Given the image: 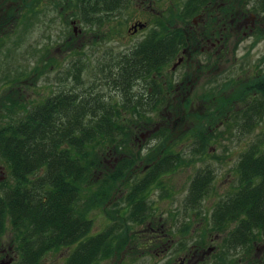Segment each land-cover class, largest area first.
Segmentation results:
<instances>
[{"label": "rangeland", "instance_id": "rangeland-1", "mask_svg": "<svg viewBox=\"0 0 264 264\" xmlns=\"http://www.w3.org/2000/svg\"><path fill=\"white\" fill-rule=\"evenodd\" d=\"M28 1H32L31 5L35 2ZM73 1L77 2L76 6L72 5L68 10L62 9L61 12L60 7H57L58 0H40L39 7L34 11L29 7L25 8L27 3L25 0H0V106H3L4 102L8 103L6 100L8 97L14 96L20 101L21 93L22 98L27 100L26 106L40 104L48 96L58 92L63 85L73 86L76 66L81 68L79 73L82 79L77 89L95 80L102 82L101 74L95 73L99 71L97 66L101 63L100 59H104L108 52L111 58L116 57L123 49H129L156 24V19L152 18L154 13L144 11L140 0H128L122 9H116L109 19L91 25L81 16L79 1ZM160 1L167 4L170 1L177 2ZM244 1L250 11L256 6L259 7L260 0ZM158 6L164 9L166 4L160 3ZM11 14L15 15L14 19H11ZM137 18L148 20L149 25L146 30L141 29L133 35L132 24ZM248 21L236 25L235 31L232 32L230 44L234 50V61L239 67L235 76L237 81L230 83L220 78L219 83H225L224 89L214 90L204 85L195 90V97L204 91L208 93L213 91L216 96L210 102L183 106L160 103L158 110L150 113L152 122L145 127H137L138 129L128 138L119 140L123 146L117 153L112 150L104 151L103 161L107 168L113 170L117 165H119L117 168L123 166L124 176L108 190V194L105 193L107 196L102 202L99 201L100 195H97L98 198L94 197L96 202H92L93 192L98 190V186L95 184L88 188L87 196L84 197V205L86 203L91 205L87 210V218L91 221L88 236L107 231L111 224H124V228L118 232L119 239L117 237L115 239L119 246L116 254L102 258L100 264H164L165 259L168 261L170 258L164 254L161 245H164V242L168 244L173 239L177 241L185 238L179 231L191 223L188 221L190 216L188 218V215H185L188 205L185 200L198 171L206 168L212 170V182L207 196L202 201V208L209 211L226 194H232L238 189L240 184L238 164L241 154L258 140H262L264 149V115L257 124H254L255 126L242 128V119L239 120L236 113H233V110L246 106L249 96L252 95L248 94L250 87L256 80H260L262 75L257 76L254 67L257 60L264 56V34L256 35L249 32V29L244 27V25L250 27ZM260 73L264 74V71ZM239 89L242 90L241 97L233 101ZM104 93L112 95L115 100L121 98L117 90H108L107 87L104 88ZM220 109L230 111L225 122L219 121L216 124ZM141 133L149 136L141 138ZM203 134L211 138L204 148L201 139ZM137 136L139 138H136ZM166 154L175 156L172 161L170 159L162 162V159L157 162L156 165L159 164L160 169L151 168V164ZM3 165L0 160V168ZM151 174H156L157 180L150 183L142 192L133 195L134 186ZM1 176L0 183L13 181L7 166L4 167ZM9 177L10 181H5ZM137 199V206H133L134 200ZM140 213L145 215V219H132L133 215ZM198 215L203 219L200 230L205 235L212 233L215 236L220 232L219 237L226 238V233L229 234L232 228L230 224L225 229L216 228L209 223L207 214ZM153 218L164 228L158 229L159 240L151 244L148 243V238L153 234L148 222ZM176 230L178 233H175ZM166 232L169 233L168 236ZM185 233L191 234L190 228L186 229ZM263 238L256 242H262ZM9 243L15 244L16 247L18 243L10 227L0 236V247ZM76 246L77 243L51 250L38 264H64ZM221 247V251L228 252L227 259L232 258L228 262L233 263V260L242 258L243 252L238 251V247L227 248L225 242H222ZM230 250H233L232 256L229 254ZM206 264H209L208 259ZM237 264L245 263L243 261Z\"/></svg>", "mask_w": 264, "mask_h": 264}, {"label": "trees", "instance_id": "trees-1", "mask_svg": "<svg viewBox=\"0 0 264 264\" xmlns=\"http://www.w3.org/2000/svg\"><path fill=\"white\" fill-rule=\"evenodd\" d=\"M78 1L81 16L90 25L109 19L118 7V0ZM30 2L25 0V8L34 11L39 7L40 0H35L33 5ZM70 2L58 0L57 7L61 12L68 10L72 7ZM262 3L264 0L252 10L264 13ZM189 10L190 15L195 11ZM180 31L177 28L172 32ZM164 32H168L164 25H154L150 30L152 34ZM164 40V37H148L120 59L115 57L114 61L103 64L102 82L77 89L82 79L81 68L76 66L73 86L63 85L40 104L25 107L18 98H6L8 103L4 102L2 107L4 115L0 112V160L9 168L13 181L0 183V236L10 227L18 241L17 264H38L47 252L75 243L77 246L64 264H100L102 258L116 254L119 246L115 239L124 224H111L107 231L88 236L91 221L87 210L91 205H84V197L88 188L96 184L98 190L90 197L96 202L100 195L102 202L105 193L123 178V166L111 170L104 164V151L117 153L123 146L119 140L152 122L150 113L161 106L143 101L145 97L136 93L133 82L138 77L153 81L152 74L164 64L163 59L174 53L176 48L172 46L160 54L163 46L154 44ZM105 87L117 90L120 100L105 94ZM228 111L220 109L216 123L227 120ZM255 122L247 113L241 124L250 127ZM201 139L205 146L211 138L203 134ZM174 156H162L151 168L160 169L157 162L172 161ZM211 171L201 169L195 175L188 207H197L208 192L213 178ZM238 171V189L216 204L214 219L226 226L235 222L225 239L234 247L243 244L248 248L264 237L262 140L252 143L241 154ZM156 178V174L147 175L134 186L132 194L142 192ZM137 204L138 199L133 206ZM132 219H145V215H133Z\"/></svg>", "mask_w": 264, "mask_h": 264}, {"label": "flooded vegetation", "instance_id": "flooded-vegetation-1", "mask_svg": "<svg viewBox=\"0 0 264 264\" xmlns=\"http://www.w3.org/2000/svg\"><path fill=\"white\" fill-rule=\"evenodd\" d=\"M72 1L70 3L71 6H76L77 2ZM127 3L128 0H118V7L116 9H122ZM140 3L144 11H151L154 13L152 18L156 19L155 25H164L168 32L152 34L149 31L147 34L143 35V38L133 43L129 49H123L120 53L116 54V57L120 59L125 53L136 48L140 41L144 39L147 40L148 37H151L152 39L160 37L165 38L164 42L154 44H158L157 46H163V49H161V47L159 49L161 51L160 54H163L162 52L165 53L166 48L170 49L169 47L172 46L176 48L174 53L171 54L168 59H163L164 64L158 68L156 74H152L153 81L139 79L138 77L133 82V88L136 93L138 95L142 94L145 97L143 98V101H147V103L165 102L168 103L169 106L176 104H181L183 106L192 105L194 103L210 102L215 99L216 96L213 91L210 93L204 91V93L197 94L198 96L195 97V90L202 88L204 85L214 90L217 88L218 90L224 89L225 83L220 84V78L225 81H230V83L237 81L235 76L236 72L239 71V67L234 61V50L233 47L231 48L230 44L233 38L232 32L235 31L234 29L236 28V25H242L249 20L250 27L244 25L245 28L249 29V32H253L256 35L264 34V13L250 11L246 8V2L244 0H177V2L170 1L169 4L160 0H149L148 2L147 0H140ZM160 3L166 4L164 9H160V6H158ZM262 6L264 7V3H262ZM189 8L195 9L191 15V10H189ZM261 13L262 16H260ZM184 17L189 18H186V21H183L182 18ZM138 24H143V26H138L137 29H131L133 35H136L141 29L146 30L149 21L137 18L134 20L132 26ZM150 27L151 25L149 28ZM177 28L182 31L178 33L172 32ZM108 53H106L104 59H100L99 63H101L97 66L99 71H95V73H100L105 69L103 64H106L108 61H114L115 57L110 58ZM169 66L170 68H168ZM254 68V72L257 76L262 74L260 76L261 78L260 80H256L258 83L254 80L255 82L250 87L248 94L251 93L252 95H248L250 99H248V102L245 101L247 102L245 104L246 106L233 110V113H236L239 120L243 119L244 116L249 113V115H252L256 120L255 124H257L259 119L264 115V74L260 73L261 71H264V56H261L257 60V65H255ZM89 84L91 85L93 82ZM89 84L86 85L89 86ZM146 88L148 91H146ZM239 90L240 91L237 92L238 94H235L237 97H234L233 101H237L238 97H241L242 90ZM22 94L23 93L20 94L19 99L26 107L27 100L22 98ZM197 98L200 101H196L195 99ZM240 101L242 100L240 99ZM2 107L3 106H0V112L4 115ZM232 118L233 115H231V120ZM224 120L226 119L224 118ZM237 127H239V123L237 124ZM241 127L243 128L245 126L241 124ZM145 136L149 135L141 133L140 137L145 138ZM136 138H139V136ZM204 147L203 144V148ZM3 166L6 167L5 165ZM3 166L0 168L1 174L4 173ZM1 174L0 179L2 178ZM6 180L10 181V177L5 179V181ZM229 195L231 194H226L221 200ZM188 196L189 193L185 200L186 204ZM206 196L207 193L202 196L197 207H188V205H186L185 215H188V218L190 216L188 221L190 220L191 223L185 225L179 231L185 238H180L177 241L173 239L168 244L164 242V245H161L164 249V254L170 258L168 261L164 258V264H206L207 259L209 260V264H225V262L226 264L232 263L228 262L232 259H227L229 256L228 252L226 250L221 251V244L222 242H225V245H228L227 248H229V246H234V244L227 242L226 239L224 241L223 238H225V236L220 238V232L213 236L212 233L205 235L203 231L200 230V223L203 222V219L200 218L198 214L202 216L207 214L209 223L216 228L225 229L228 227L226 225L218 224L214 219L215 207L209 211L206 208H202V201ZM214 206L216 205L214 204ZM234 223L235 222L230 225L233 227ZM148 226L150 227L151 234H153L152 237L148 238V243L159 240L158 229L160 227L164 228V226L157 224V221L154 218L149 220ZM188 228H190L191 234L185 233V230ZM175 233H178V230H176ZM194 233L195 235L193 236ZM227 234L228 233H226V236ZM166 235L168 236L169 233L166 232ZM252 245L253 248H251V246L247 248L243 244L238 246L237 250L243 252L242 258L233 260L232 264H237L243 261L245 264H264V238L262 242H253ZM232 251L233 250L229 251L230 255ZM18 258L19 253L15 244H3L0 247V262L2 260H10V264H13ZM171 258H173L172 261ZM236 261L238 262L236 263Z\"/></svg>", "mask_w": 264, "mask_h": 264}, {"label": "water", "instance_id": "water-1", "mask_svg": "<svg viewBox=\"0 0 264 264\" xmlns=\"http://www.w3.org/2000/svg\"><path fill=\"white\" fill-rule=\"evenodd\" d=\"M138 26L139 27H142L143 26V24H138V25H134L133 27L135 28V29H137L138 28ZM74 30L76 31V29L74 28ZM11 263V261L9 260V261H7V260H2L1 262H0V264H10Z\"/></svg>", "mask_w": 264, "mask_h": 264}]
</instances>
